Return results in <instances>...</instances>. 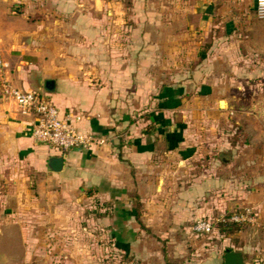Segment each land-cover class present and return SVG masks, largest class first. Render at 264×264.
I'll return each mask as SVG.
<instances>
[{
	"label": "crops",
	"instance_id": "obj_1",
	"mask_svg": "<svg viewBox=\"0 0 264 264\" xmlns=\"http://www.w3.org/2000/svg\"><path fill=\"white\" fill-rule=\"evenodd\" d=\"M0 61V82L104 139L49 148L0 91V264H223L226 248L264 264L254 0H0ZM242 206L249 234L191 230Z\"/></svg>",
	"mask_w": 264,
	"mask_h": 264
},
{
	"label": "built area",
	"instance_id": "obj_2",
	"mask_svg": "<svg viewBox=\"0 0 264 264\" xmlns=\"http://www.w3.org/2000/svg\"><path fill=\"white\" fill-rule=\"evenodd\" d=\"M254 13L257 18L264 19V0H254ZM0 67H6L0 61ZM3 96L14 101L19 112L31 114V136L38 142L62 153L72 149H89L104 142L103 138L93 133L82 132L70 124V116H59L51 100L34 90H21L8 81L0 82ZM75 120L78 116H74ZM257 213L250 206H242L230 213L223 221L234 223H254ZM191 230L197 234H208L213 231L212 221L201 217L194 220Z\"/></svg>",
	"mask_w": 264,
	"mask_h": 264
},
{
	"label": "water",
	"instance_id": "obj_3",
	"mask_svg": "<svg viewBox=\"0 0 264 264\" xmlns=\"http://www.w3.org/2000/svg\"><path fill=\"white\" fill-rule=\"evenodd\" d=\"M63 163L62 156H50L47 159V169L52 172H58ZM223 264H243V257L240 251L226 250L222 254Z\"/></svg>",
	"mask_w": 264,
	"mask_h": 264
},
{
	"label": "rangeland",
	"instance_id": "obj_4",
	"mask_svg": "<svg viewBox=\"0 0 264 264\" xmlns=\"http://www.w3.org/2000/svg\"><path fill=\"white\" fill-rule=\"evenodd\" d=\"M218 222H222V221H216L213 224L214 227L216 226V228H217ZM230 223H234V222H230ZM234 224H235L234 226H230V228H228L226 230V231H230L228 233H233V234L235 233L236 234L237 231L241 230V231H247V233L249 234V232L251 230L249 227V223H241V224L234 223ZM200 237L203 239L204 242L208 241V240H217V238H219L216 233L201 234ZM233 240H235L234 243H237L238 238L235 237V238H233ZM221 247H225V246L222 244H218L217 251H220V254H222V251H223V249L221 250Z\"/></svg>",
	"mask_w": 264,
	"mask_h": 264
},
{
	"label": "trees",
	"instance_id": "obj_5",
	"mask_svg": "<svg viewBox=\"0 0 264 264\" xmlns=\"http://www.w3.org/2000/svg\"><path fill=\"white\" fill-rule=\"evenodd\" d=\"M234 225H235L234 223L222 221V222H218L217 228L215 226L214 229L217 231V233H228L230 231H226V230L230 228V226H234ZM226 250H229V248H226L225 251Z\"/></svg>",
	"mask_w": 264,
	"mask_h": 264
}]
</instances>
